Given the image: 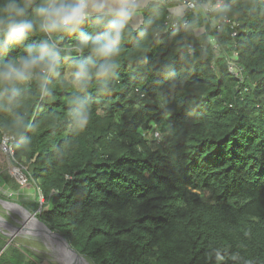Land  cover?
Instances as JSON below:
<instances>
[{
    "label": "trees",
    "instance_id": "1",
    "mask_svg": "<svg viewBox=\"0 0 264 264\" xmlns=\"http://www.w3.org/2000/svg\"><path fill=\"white\" fill-rule=\"evenodd\" d=\"M177 3L140 9L106 82L94 78L80 92L68 59L48 95L32 80L11 104L0 97V178L36 188L24 207L85 264H264V0L185 9L186 25L168 29L166 21L182 19L171 13ZM223 16L238 25L216 27L211 19ZM75 40L63 37L62 47ZM232 52L241 78L228 68ZM77 95L89 99L82 128L70 115ZM31 108L28 132L14 140ZM5 139L12 154L1 149ZM5 244L0 235V250ZM0 264L40 262L10 243Z\"/></svg>",
    "mask_w": 264,
    "mask_h": 264
},
{
    "label": "clouds",
    "instance_id": "2",
    "mask_svg": "<svg viewBox=\"0 0 264 264\" xmlns=\"http://www.w3.org/2000/svg\"><path fill=\"white\" fill-rule=\"evenodd\" d=\"M140 7L141 0H0V97L11 104L21 95L19 85L32 80L48 95L47 85L68 59L74 66L72 84L80 92L94 78L106 82L116 73L124 32ZM89 22L95 31L83 28ZM33 36L41 39L27 43ZM65 36L76 37L68 48L62 47ZM17 48L20 53L9 56ZM69 52L79 55L69 57ZM70 103L73 122L84 127L88 97L77 95Z\"/></svg>",
    "mask_w": 264,
    "mask_h": 264
},
{
    "label": "rangeland",
    "instance_id": "3",
    "mask_svg": "<svg viewBox=\"0 0 264 264\" xmlns=\"http://www.w3.org/2000/svg\"><path fill=\"white\" fill-rule=\"evenodd\" d=\"M69 73L70 69L67 71V76L69 75ZM1 149L3 150L2 144ZM8 167L11 168L13 172L17 171V168L12 166L9 161ZM28 188H32L34 191ZM11 190L12 188L5 184L0 178V193L7 201L21 204V202L23 201L35 200L38 195L36 188L32 184H29L27 182L21 183V187H19V189L12 191ZM30 191H32L34 194L32 193V195ZM5 208V205L0 206V214L8 213L7 215L9 216V218L15 220L13 222L9 220V223L7 222L8 224L4 223L3 225H1L2 231L11 235L12 239L10 238V243H20L26 245V247L30 251V255L35 256L39 260L40 264H68L67 257L64 253L65 251L63 250V252L62 250H60L61 248L58 245L49 242L42 236L40 237V234L37 232L38 229L37 231L35 230L36 227L32 225L30 217H28L29 219L27 220V218L24 217L20 212H18L16 208L7 207V209L9 208V210ZM10 224L17 225V228L11 227ZM6 239L9 238L7 237ZM46 243L52 247V251ZM52 252L54 254H52Z\"/></svg>",
    "mask_w": 264,
    "mask_h": 264
},
{
    "label": "built area",
    "instance_id": "4",
    "mask_svg": "<svg viewBox=\"0 0 264 264\" xmlns=\"http://www.w3.org/2000/svg\"><path fill=\"white\" fill-rule=\"evenodd\" d=\"M164 1H169V0H164ZM177 1H178L177 5H184L185 6V9L192 10L195 14L198 12V10H197L198 8L204 14L205 13L212 12L213 10H215L216 8H218L221 5V3H222V0H214L212 2H200V3H197L194 0H177ZM211 21L218 28H219V26L222 23H227L232 28H234V27H236L238 25V23L236 21H233V20L229 19L226 16L221 17L217 21L212 18ZM186 23H187V19L182 16V19H180V20H177V19H173L172 18V20L166 21L165 22V26H166V28L169 29L171 27H177L179 25H181V26L182 25H186ZM204 31H205V28L204 27L199 28V32H204ZM234 35H236V31H233L232 36H234ZM213 49H214V53L217 54L219 52L220 45L217 42H215L213 44ZM236 58H237L236 52H232V54L228 57V61H227L228 62V68H229V70L232 73H234L235 76L240 77L241 68H239L238 65L236 64ZM155 135L157 137H159L157 132H155ZM7 141H9V139H5L2 142L3 151L5 153H7V154H12L13 153V151H12V145H9L8 146L7 145Z\"/></svg>",
    "mask_w": 264,
    "mask_h": 264
},
{
    "label": "water",
    "instance_id": "5",
    "mask_svg": "<svg viewBox=\"0 0 264 264\" xmlns=\"http://www.w3.org/2000/svg\"><path fill=\"white\" fill-rule=\"evenodd\" d=\"M142 22V17L140 16V23ZM139 23V24H140ZM133 25L136 26V24L133 22ZM31 111H32V108L24 113L22 116H21V120H20V126H19V129L17 130V132L13 135V139L14 140H18L19 138H21L23 135H25L28 130H29V127H30V124H29V117H30V114H31ZM42 202V200H40ZM0 202L3 203L6 207H14V208H18V209H22L24 212H26V214L28 216H30L32 218V220H34L39 226H40V229L43 230L44 232L46 233H49V234H52L54 237H56V239L58 240V243L60 245H64V247L69 251V253L71 255H75L77 258L81 259L82 261L85 262L84 258L82 256H80L71 246L70 244L68 243V241L66 240V238L60 234L59 232L57 231H53L51 229H49L42 221H40L37 217H36V213H32L30 212L29 210H27L22 204H18V203H15V202H10V201H7V200H4V199H0ZM41 202H40V205H39V208L38 210L41 208ZM39 229V228H38ZM39 229V230H40ZM37 231V229H35ZM38 230V231H39ZM40 230V231H41ZM57 243V244H58ZM9 244V242H7L4 247L2 248L1 251H3L7 245Z\"/></svg>",
    "mask_w": 264,
    "mask_h": 264
},
{
    "label": "crops",
    "instance_id": "6",
    "mask_svg": "<svg viewBox=\"0 0 264 264\" xmlns=\"http://www.w3.org/2000/svg\"><path fill=\"white\" fill-rule=\"evenodd\" d=\"M150 1H152V0H141V7L138 9V11H137V13H136V18L133 20V22L136 24V25H138L139 23H140V16H141V14H140V9H142L143 7H145ZM184 11H185V6L184 5H175V6H173L172 8H171V13H173L175 16H179L180 18L183 16V14H184ZM8 189V188H7ZM19 189V188H18ZM12 190H16V189H12ZM11 190V191H12ZM0 199H4L3 198V196H2V194L0 193ZM5 200V199H4ZM24 202H26V201H23V202H21V204L24 206ZM1 205H3L4 206V204L3 203H1L0 202V206ZM5 209H7V207L5 208ZM7 210H9V208L7 209ZM10 211H12V210H10ZM18 212H20L23 216H26V215H24V213L19 209V210H17ZM14 212V211H13ZM8 213H4V214H0V235H3V236H5V238H9V239H6V243L7 242H9V244H10V238L12 239V237H11V235H9L8 233H6V232H3L2 231V227H1V225H3L4 223H6V224H8L9 222V220H11L12 222L13 221H15V220H12V218L10 219L9 218V216L7 215ZM3 215V216H2ZM2 220H4V221H2ZM5 220H7V221H5ZM27 220H28V217H27ZM8 222V223H7ZM11 225V227H14V228H17L16 226L17 225H12V224H10ZM8 244V245H9ZM16 244V243H15ZM7 245V246H8ZM16 245H24V244H16ZM24 246H26V245H24ZM2 250V249H1ZM0 250V253L2 252Z\"/></svg>",
    "mask_w": 264,
    "mask_h": 264
},
{
    "label": "bare ground",
    "instance_id": "7",
    "mask_svg": "<svg viewBox=\"0 0 264 264\" xmlns=\"http://www.w3.org/2000/svg\"><path fill=\"white\" fill-rule=\"evenodd\" d=\"M12 208H14V207H12ZM17 210H19L18 208H16ZM23 213H24V215H26V216H24V217H30V216H28L27 214H26V212H24L22 209H20ZM29 219V218H28ZM30 219H31V223H32V225H34V227H36V229H40V226L34 221V220H32V218L30 217ZM38 229V230H39ZM41 230V229H40ZM37 231L39 234H40V237L42 236L43 238H45L46 240H48L49 242H51V243H54V244H56V245H58L60 248V250H64L63 252L65 253V255H66V257H67V263L68 264H85V262L84 261H82L81 259H79V258H77L75 255H71L70 253H69V251L64 247V245H60L59 243H58V240L56 239V237H54L52 234H49V233H46V232H44L43 230H41V231ZM58 243V244H57ZM47 244V243H46ZM48 245V244H47ZM49 246V245H48ZM50 247V249H51V251H52V247L51 246H49ZM52 254H54L53 252H52Z\"/></svg>",
    "mask_w": 264,
    "mask_h": 264
}]
</instances>
